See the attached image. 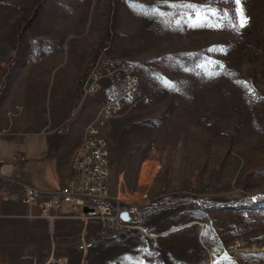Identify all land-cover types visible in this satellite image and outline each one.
I'll return each mask as SVG.
<instances>
[{"label": "rangeland", "instance_id": "rangeland-1", "mask_svg": "<svg viewBox=\"0 0 264 264\" xmlns=\"http://www.w3.org/2000/svg\"><path fill=\"white\" fill-rule=\"evenodd\" d=\"M181 2L221 15L194 27L168 6ZM241 6L243 28L234 0H0L1 164L18 182L58 192L72 174L60 148L75 157L72 128L118 90L82 99L99 58L135 63L151 99L101 131L110 195L138 206L139 228L35 222L16 199L0 217L3 264L264 261V0ZM16 153L27 158L18 171Z\"/></svg>", "mask_w": 264, "mask_h": 264}, {"label": "built area", "instance_id": "built-area-1", "mask_svg": "<svg viewBox=\"0 0 264 264\" xmlns=\"http://www.w3.org/2000/svg\"><path fill=\"white\" fill-rule=\"evenodd\" d=\"M106 88L118 90L100 102L95 117L85 126L74 158L73 173L65 179L60 191L42 192L16 178L6 177L1 173L0 162V217L6 203L19 199L27 209L25 218L35 222L52 224L62 219L79 218L85 224L97 222L113 234L139 228L138 206L110 195L111 148L101 131L117 117L151 104V99L146 94L140 96L141 78L137 65L126 59L99 58L82 86V99ZM14 160L24 164L27 158L16 153ZM65 205L72 207V213L63 212ZM85 208L89 209L87 213ZM124 213L130 215L129 221L122 218ZM243 264H264V261L246 259Z\"/></svg>", "mask_w": 264, "mask_h": 264}, {"label": "snow or ice", "instance_id": "snow-or-ice-1", "mask_svg": "<svg viewBox=\"0 0 264 264\" xmlns=\"http://www.w3.org/2000/svg\"><path fill=\"white\" fill-rule=\"evenodd\" d=\"M234 3L236 5V14H237V21L238 23L233 24V27H239L243 28L247 26L248 23V18L244 15V9L241 6L242 5V0H234ZM169 7L172 8H183L187 9L188 12L185 13L187 18L191 21L192 19H195L197 21L196 24H193L192 26H209V21L211 18H215L220 16L221 14L215 11L214 9H211L209 7L205 6H197L192 3H185L181 2L179 4H168ZM142 7V6H141ZM151 11V12H156V9H147L145 10ZM159 15H163L162 13H159ZM227 14H223V20H227ZM221 21L220 20H215L213 19V22L210 26L214 27H220L221 26ZM251 92V90H250Z\"/></svg>", "mask_w": 264, "mask_h": 264}, {"label": "crops", "instance_id": "crops-1", "mask_svg": "<svg viewBox=\"0 0 264 264\" xmlns=\"http://www.w3.org/2000/svg\"><path fill=\"white\" fill-rule=\"evenodd\" d=\"M82 128H83V126H82ZM79 125L78 126H76L75 125V127H73L72 128V132H74V131H77V133H78V135L79 136H81V142H82V138H83V130H84V128H83V130L82 131H80V129H82ZM64 129L63 128H61V130H60V132H62ZM70 135H72V134H70ZM70 135L66 138V140H65V142H67V140H68V138L70 137ZM1 140H2V137L0 138V144H1ZM80 145H81V143H80ZM80 145H79V147H80ZM78 147V148H79ZM78 148H77V150H78ZM60 150H61V155H62V157H64V160L66 159V158H69V159H71V161H72V163H73V165H74V158L75 157H72V154H73V152H72V154L71 153H68V151H66V149H65V147H61L60 148ZM77 150H76V153H77ZM76 153H75V156H76ZM73 156H74V154H73ZM1 158H3V155H2V153L0 152V162H1ZM13 160H14V158H13ZM23 165L24 164H17L15 161H14V163L12 164V169L14 170V171H18V169L20 168V167H23ZM60 165H61V162H59V164H58V167H60ZM10 167L8 166V167H6L5 165H3L2 164V168H1V173L3 174V175H5L6 177H11L12 175H10V169H9ZM73 170H74V168H73ZM73 173V172H72ZM17 177H19L20 175L19 174H17L16 175ZM31 185V184H30ZM34 187V186H33ZM13 208V204H8V203H6L5 205H4V207H3V209H2V213H3V210L4 209H6V210H11ZM17 208H19L18 206H17ZM20 209H21V207H20ZM26 212H27V209H26ZM3 253H4V251H3V249L0 247V264H3Z\"/></svg>", "mask_w": 264, "mask_h": 264}, {"label": "water", "instance_id": "water-1", "mask_svg": "<svg viewBox=\"0 0 264 264\" xmlns=\"http://www.w3.org/2000/svg\"><path fill=\"white\" fill-rule=\"evenodd\" d=\"M86 213L89 211V209L88 208H85V210H84ZM122 218L125 220V221H129L130 220V215L128 214V213H124L123 215H122Z\"/></svg>", "mask_w": 264, "mask_h": 264}, {"label": "trees", "instance_id": "trees-1", "mask_svg": "<svg viewBox=\"0 0 264 264\" xmlns=\"http://www.w3.org/2000/svg\"><path fill=\"white\" fill-rule=\"evenodd\" d=\"M35 18H37V15H34ZM32 22V20H31ZM92 65H94V63L91 64V67H93ZM89 75V70L86 69L84 75L82 76L83 80L81 82H84V80L87 78V76Z\"/></svg>", "mask_w": 264, "mask_h": 264}]
</instances>
